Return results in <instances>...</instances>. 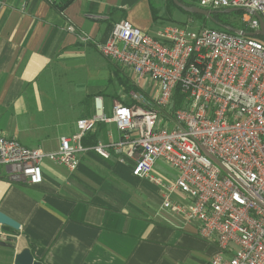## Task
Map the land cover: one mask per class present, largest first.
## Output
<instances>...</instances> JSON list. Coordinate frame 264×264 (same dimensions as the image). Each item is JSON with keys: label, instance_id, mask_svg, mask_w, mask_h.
<instances>
[{"label": "crops", "instance_id": "0c3cea01", "mask_svg": "<svg viewBox=\"0 0 264 264\" xmlns=\"http://www.w3.org/2000/svg\"><path fill=\"white\" fill-rule=\"evenodd\" d=\"M121 1L73 0L61 10V0H0V137L55 151L79 119L94 115L95 96L108 116L114 102H130L131 91L142 96L139 104L152 101L150 82L136 86L134 72L97 47L123 19L151 35L164 26H154L151 0ZM93 132L103 143L122 137L114 122ZM79 160L74 171L45 161L40 184L12 182L8 167L0 168V211L20 223L19 230L0 224V264H14L25 248L44 264H207L218 252L196 223L161 210V190L133 174V160L93 150ZM155 169L168 180L177 175L163 161Z\"/></svg>", "mask_w": 264, "mask_h": 264}, {"label": "built area", "instance_id": "2783aa9c", "mask_svg": "<svg viewBox=\"0 0 264 264\" xmlns=\"http://www.w3.org/2000/svg\"><path fill=\"white\" fill-rule=\"evenodd\" d=\"M190 1L212 10L251 9L264 20V0ZM241 22L251 32L260 28L248 12ZM67 30L76 32L72 24ZM97 47L132 70L136 86L150 82L152 101L139 104L142 96L131 91L135 103L116 101L108 116L103 97L95 96L94 115L79 119L55 151L0 137V168L8 167V179L40 184L45 161L74 171L87 150L131 159L133 174L161 190V210L196 223L200 236L217 245L207 264H264V42L217 27L166 25L151 35L123 19ZM178 92L183 101L174 108ZM99 122H114L122 137L85 145ZM158 161L176 171L173 180L156 172Z\"/></svg>", "mask_w": 264, "mask_h": 264}, {"label": "water", "instance_id": "95a60500", "mask_svg": "<svg viewBox=\"0 0 264 264\" xmlns=\"http://www.w3.org/2000/svg\"><path fill=\"white\" fill-rule=\"evenodd\" d=\"M137 1L138 0H122L121 5L122 6H132ZM172 1L174 2V4L176 6H178L179 8L183 9L184 11H186L188 13L201 14L207 18L212 17V15L215 12V10L202 8V7L197 6V5H191V6L186 5L183 2H181L180 0H172ZM239 10H244V9L228 8L225 11L226 12H233V11H239ZM244 11L254 15L259 20V22H260V28L259 29L255 30L253 32H247L243 29L235 28L232 26H227L226 28L228 30L235 32V33L242 34L245 36L261 35L264 37V20L260 16V14L254 10H251V9H246ZM0 224L10 226L16 230L20 229V223L2 211H0ZM14 264H44V263L39 261V260H36L33 253L31 252V250L29 248H25L22 251H20L19 253H17V255L15 257Z\"/></svg>", "mask_w": 264, "mask_h": 264}, {"label": "trees", "instance_id": "16d2710c", "mask_svg": "<svg viewBox=\"0 0 264 264\" xmlns=\"http://www.w3.org/2000/svg\"><path fill=\"white\" fill-rule=\"evenodd\" d=\"M181 2H183L186 5H197L196 3L190 1V0H180ZM73 2V0H61L60 4H58V7L63 10L65 9L69 4H71ZM169 2L173 5L174 2L172 0H169ZM176 6V5H175ZM226 9H216L214 14L212 15V17L207 18L204 15L201 14H193V13H188L186 12L190 17H195L197 19H203V20H211L215 26L213 27H217L220 29H225L228 30L226 27L227 26H232L235 28H240L243 29L247 32H251L250 29H248L247 27H245L243 25V23L240 21V23L234 24L230 21V17L232 15H239L240 19L242 18V16L246 13L244 10H239V11H233V12H226ZM256 39L264 41V37L261 35H257L254 36ZM183 98L182 95L178 92V94L175 96V102H174V108L176 107H180L182 104ZM133 103H135V101H133L132 99L130 100V102H124V104L127 105H132ZM98 136L96 134V132H88L84 138H83V143L85 145H94L98 142Z\"/></svg>", "mask_w": 264, "mask_h": 264}, {"label": "rangeland", "instance_id": "374dc122", "mask_svg": "<svg viewBox=\"0 0 264 264\" xmlns=\"http://www.w3.org/2000/svg\"><path fill=\"white\" fill-rule=\"evenodd\" d=\"M148 0H139V4L143 3L147 5ZM153 7L158 14V21L154 26H166V25H179L188 26L191 29H198L203 27H213L215 24L211 20L197 19L195 17H190L186 11L171 4L170 2H165L163 0H151ZM147 17L142 16V19H147ZM230 21L234 24L240 23L241 19L239 15H232ZM264 42V41H263ZM211 259V258H210Z\"/></svg>", "mask_w": 264, "mask_h": 264}]
</instances>
